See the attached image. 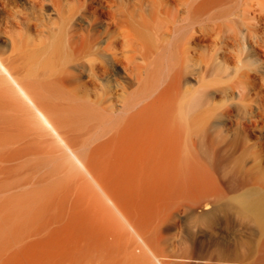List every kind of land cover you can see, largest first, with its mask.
Masks as SVG:
<instances>
[{
	"label": "bare ground",
	"instance_id": "bare-ground-1",
	"mask_svg": "<svg viewBox=\"0 0 264 264\" xmlns=\"http://www.w3.org/2000/svg\"><path fill=\"white\" fill-rule=\"evenodd\" d=\"M227 1L0 0V264H73L81 243L106 254L115 241L129 259L163 264L150 200L191 210L222 197L194 150L211 97L188 74L200 43L215 50L201 78L253 50L237 76L254 90L264 0H237L198 34L190 21L176 38L174 24ZM21 2L50 4L58 20L44 29ZM248 157L241 171L260 188L240 211L264 230V161L255 148Z\"/></svg>",
	"mask_w": 264,
	"mask_h": 264
},
{
	"label": "rangeland",
	"instance_id": "rangeland-1",
	"mask_svg": "<svg viewBox=\"0 0 264 264\" xmlns=\"http://www.w3.org/2000/svg\"><path fill=\"white\" fill-rule=\"evenodd\" d=\"M236 1L212 5L207 12L197 15L189 16L186 11L181 12L182 18L174 24L175 37L183 35L190 21L198 34L202 23ZM30 7L21 2L18 13L20 16L22 12L30 13L32 20L40 22L44 29L47 22L58 20L50 4H44L41 10ZM168 24L171 25L170 21ZM0 28L8 29L4 24ZM31 32L34 34L33 29ZM208 48L201 43L197 45L192 71L188 74L196 92H207L211 97L207 124L204 129L198 130V137H194V150L202 164L210 168V177L218 181L222 197L203 202L191 210L188 207L178 210L177 204L168 199L157 197L150 200L153 207H147L146 212L153 218L150 225L155 230V250L163 264H264V230L252 217L240 211L241 198L252 196L260 188L253 181L252 173L241 171V164L243 162L242 167L250 164L248 153L251 148L257 149L264 161V62L255 67L257 86L254 90L240 83L237 76V70L246 67L240 63L239 56L253 50H232L235 53L232 60L225 62L218 59L221 63L218 73L201 78L202 60L211 57L215 51ZM122 75L119 67L114 70V77L121 79ZM204 212L208 217L203 215ZM90 232L96 231L92 229ZM80 248L75 251L73 264H101L103 261L110 264H144L129 259L116 241L105 251L106 254H101V249L86 252ZM150 264L158 263L153 259Z\"/></svg>",
	"mask_w": 264,
	"mask_h": 264
}]
</instances>
